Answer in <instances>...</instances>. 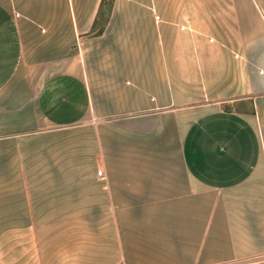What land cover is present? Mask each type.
<instances>
[{"label": "crops", "instance_id": "1", "mask_svg": "<svg viewBox=\"0 0 264 264\" xmlns=\"http://www.w3.org/2000/svg\"><path fill=\"white\" fill-rule=\"evenodd\" d=\"M104 1L0 0V264H264V0Z\"/></svg>", "mask_w": 264, "mask_h": 264}, {"label": "built area", "instance_id": "2", "mask_svg": "<svg viewBox=\"0 0 264 264\" xmlns=\"http://www.w3.org/2000/svg\"><path fill=\"white\" fill-rule=\"evenodd\" d=\"M99 175L103 178V173L101 171L99 172Z\"/></svg>", "mask_w": 264, "mask_h": 264}, {"label": "trees", "instance_id": "3", "mask_svg": "<svg viewBox=\"0 0 264 264\" xmlns=\"http://www.w3.org/2000/svg\"><path fill=\"white\" fill-rule=\"evenodd\" d=\"M111 1H112V0H110V1L108 2V1L105 0L104 3H109V4H111Z\"/></svg>", "mask_w": 264, "mask_h": 264}]
</instances>
